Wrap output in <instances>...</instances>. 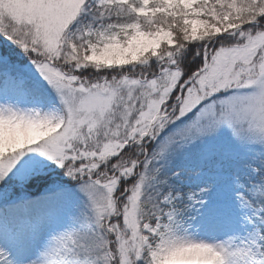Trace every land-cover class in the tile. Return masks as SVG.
Here are the masks:
<instances>
[{"label":"snow or ice","instance_id":"6c2138e0","mask_svg":"<svg viewBox=\"0 0 264 264\" xmlns=\"http://www.w3.org/2000/svg\"><path fill=\"white\" fill-rule=\"evenodd\" d=\"M0 264H264V0H0Z\"/></svg>","mask_w":264,"mask_h":264}]
</instances>
